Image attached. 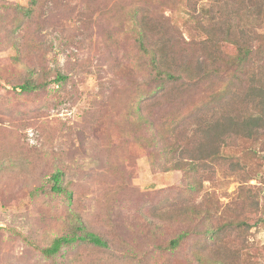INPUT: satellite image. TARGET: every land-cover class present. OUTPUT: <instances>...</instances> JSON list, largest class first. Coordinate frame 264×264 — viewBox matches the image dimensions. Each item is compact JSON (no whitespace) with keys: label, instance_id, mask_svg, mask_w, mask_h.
I'll list each match as a JSON object with an SVG mask.
<instances>
[{"label":"rangeland","instance_id":"rangeland-1","mask_svg":"<svg viewBox=\"0 0 264 264\" xmlns=\"http://www.w3.org/2000/svg\"><path fill=\"white\" fill-rule=\"evenodd\" d=\"M134 1L0 0V264H264V136L228 150L260 173L245 184L250 200L222 161L193 179L167 168L143 142L136 114L144 85L130 56ZM143 1L170 2L167 14L186 37L196 35L190 4H213ZM256 24L264 32V15ZM27 82L36 88L19 89ZM57 171L62 193L51 190ZM201 209L209 217L198 221ZM223 217L247 222L248 231L208 241ZM77 227L107 247L75 242L52 257L41 252ZM184 232L181 248L169 250Z\"/></svg>","mask_w":264,"mask_h":264},{"label":"trees","instance_id":"trees-1","mask_svg":"<svg viewBox=\"0 0 264 264\" xmlns=\"http://www.w3.org/2000/svg\"><path fill=\"white\" fill-rule=\"evenodd\" d=\"M212 1V5L202 8L196 2L190 4L187 14L196 35L188 37L167 14L170 2L131 3L130 56L144 85L136 114L144 133L143 142L170 162L168 169L182 170L188 179H193L203 171L215 172L213 165L223 162L231 174H239L244 186L241 198L250 200L245 184L256 180L260 173L247 170L228 150L238 140L259 142L264 136V32L256 24L264 15V0H228L227 14L221 13L225 0ZM37 2L32 0L33 5ZM30 11L24 10L28 15ZM225 44L232 46V53L225 50ZM57 79L66 77L59 74ZM34 88L31 82L19 86L25 92ZM62 175L60 171L51 175V190L55 193L64 192ZM190 188L197 189L193 182ZM194 214L198 221L209 217V211L202 209ZM227 229L243 233L249 225L223 217L221 226L208 228V241L218 242ZM77 231L71 237L55 239L41 252L52 257L75 242L108 245L84 227H77ZM188 238L189 233L184 232L170 240L167 248L179 250ZM201 259L203 254L197 253V260ZM207 260L228 264L220 258Z\"/></svg>","mask_w":264,"mask_h":264}]
</instances>
